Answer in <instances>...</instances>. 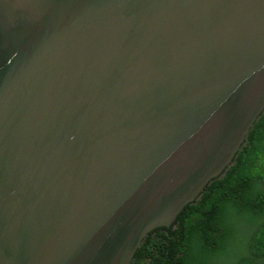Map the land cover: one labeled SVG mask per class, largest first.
Returning <instances> with one entry per match:
<instances>
[{
    "label": "water",
    "instance_id": "water-1",
    "mask_svg": "<svg viewBox=\"0 0 264 264\" xmlns=\"http://www.w3.org/2000/svg\"><path fill=\"white\" fill-rule=\"evenodd\" d=\"M264 112V0H0V264H130Z\"/></svg>",
    "mask_w": 264,
    "mask_h": 264
},
{
    "label": "trees",
    "instance_id": "trees-1",
    "mask_svg": "<svg viewBox=\"0 0 264 264\" xmlns=\"http://www.w3.org/2000/svg\"><path fill=\"white\" fill-rule=\"evenodd\" d=\"M130 264H264V112L224 174L150 231Z\"/></svg>",
    "mask_w": 264,
    "mask_h": 264
}]
</instances>
